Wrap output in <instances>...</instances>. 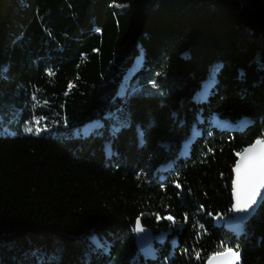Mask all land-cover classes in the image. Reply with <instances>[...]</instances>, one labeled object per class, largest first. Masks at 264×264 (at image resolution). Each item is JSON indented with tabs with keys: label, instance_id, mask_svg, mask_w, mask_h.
I'll use <instances>...</instances> for the list:
<instances>
[{
	"label": "trees",
	"instance_id": "trees-1",
	"mask_svg": "<svg viewBox=\"0 0 264 264\" xmlns=\"http://www.w3.org/2000/svg\"><path fill=\"white\" fill-rule=\"evenodd\" d=\"M257 139L264 0H0V264H264V200L227 220Z\"/></svg>",
	"mask_w": 264,
	"mask_h": 264
},
{
	"label": "snow or ice",
	"instance_id": "snow-or-ice-1",
	"mask_svg": "<svg viewBox=\"0 0 264 264\" xmlns=\"http://www.w3.org/2000/svg\"><path fill=\"white\" fill-rule=\"evenodd\" d=\"M115 6L125 7L126 5L116 4ZM48 75L51 76L54 73L48 70ZM71 87L72 85L70 84L69 88ZM42 119L43 117L36 119L35 123L39 124ZM26 130L31 132L33 129L29 127ZM36 131L39 132L40 128L37 127ZM236 155L238 159L234 167L235 179L232 186L233 210L236 212H247L264 194V139H257L251 146L244 148L241 152H237ZM176 187L179 188L180 185L177 184ZM162 218L175 222L171 215ZM133 231L138 233L144 231L139 219H137ZM196 256L199 258V253H196ZM239 256L238 249L225 246L222 253H216L209 258L208 264H213L214 261L222 258L224 259V264H235L239 260Z\"/></svg>",
	"mask_w": 264,
	"mask_h": 264
},
{
	"label": "water",
	"instance_id": "water-1",
	"mask_svg": "<svg viewBox=\"0 0 264 264\" xmlns=\"http://www.w3.org/2000/svg\"><path fill=\"white\" fill-rule=\"evenodd\" d=\"M251 145H249V146H251ZM237 159H238V157H237ZM237 159H236V161H237ZM235 164H236V162H235ZM234 167H235V165H234ZM234 167L232 168V183H231V200H232L231 220H232V223L234 225L240 226L241 224L245 223L255 213V211L257 210L260 203L264 200V194H262V197L257 201V203L254 204L253 207L251 209H249L247 212H236V211H234L233 210L234 198L232 195L233 180L235 179ZM140 223L142 226L141 220H140ZM142 228L144 229V231H142V232L138 233V232L134 231V241H135L137 248L140 251L144 252V251L149 250V248L152 245L153 239H152V232L149 231L148 229L144 228L143 226H142ZM208 262H209V258L205 264H208ZM213 264H224V259L222 258L220 260L214 261ZM235 264H240V260L236 261Z\"/></svg>",
	"mask_w": 264,
	"mask_h": 264
},
{
	"label": "rangeland",
	"instance_id": "rangeland-1",
	"mask_svg": "<svg viewBox=\"0 0 264 264\" xmlns=\"http://www.w3.org/2000/svg\"><path fill=\"white\" fill-rule=\"evenodd\" d=\"M196 9H199V12L204 13L207 16L211 15L214 11L213 7H210V5H208V3H204V4L196 6ZM232 128H235V126ZM224 219L225 218H217V223L220 224ZM227 220L232 222L231 218L227 219ZM233 227L236 229L240 228L234 224H233ZM158 239H160V238H158Z\"/></svg>",
	"mask_w": 264,
	"mask_h": 264
}]
</instances>
